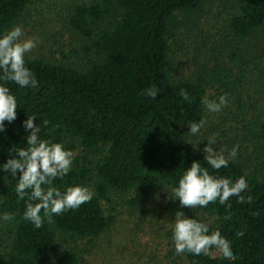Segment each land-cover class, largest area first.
<instances>
[{
    "label": "trees",
    "instance_id": "16d2710c",
    "mask_svg": "<svg viewBox=\"0 0 264 264\" xmlns=\"http://www.w3.org/2000/svg\"><path fill=\"white\" fill-rule=\"evenodd\" d=\"M31 1L0 0V32L10 30ZM203 1L92 0L75 6L67 20L81 41L72 55H81L82 64L25 57L38 85H7L18 108L16 119L5 122L0 134V163L9 158L10 148L25 146L22 121L34 115L41 138L96 157L74 159L72 170L54 185L61 191L85 185L94 196L34 229L23 219L25 200L17 199L16 181L0 172V214L14 216L0 221L7 241L0 240V264H79L78 249L70 243L95 239L110 227L112 219L100 205L107 194L170 190L191 162L203 166L204 153L184 137L180 125L202 118L201 98L212 91L213 98L226 94L236 105L239 128L245 131L236 159L215 174L245 179L251 199L244 205L233 199L230 206L217 203L196 210L214 219L209 231L219 230L230 243L237 256L233 264H264V115L234 89L257 83L264 100V0H233L224 38L210 53L213 64L192 77L170 78L174 19L196 11ZM153 85L160 89L156 99L142 94ZM181 89L190 102L183 100ZM57 244L63 250L55 254ZM182 255L186 264H224L219 254Z\"/></svg>",
    "mask_w": 264,
    "mask_h": 264
},
{
    "label": "rangeland",
    "instance_id": "374dc122",
    "mask_svg": "<svg viewBox=\"0 0 264 264\" xmlns=\"http://www.w3.org/2000/svg\"><path fill=\"white\" fill-rule=\"evenodd\" d=\"M89 1L92 0H32L12 26H20L26 37L39 38V44L26 58L53 61L67 59L75 65L82 64L81 55H72L79 49L81 41L67 20L75 6ZM232 2L233 0H204L196 11L176 16L169 40L167 71L170 78L192 77L200 67L205 69L213 64L210 53L214 44L224 38V22ZM258 86L253 83L246 84L243 88L235 86L234 89H239L240 97L247 105H255L260 115H264L262 94L256 92ZM213 95L214 91L209 93L208 98L216 99ZM238 111L232 102H228L219 113L203 111L201 119L206 123L198 136H190L187 125H180V128L184 137L201 151L206 140L215 137L213 147L227 156L234 145L242 146L239 137L245 131L239 128L241 117ZM73 152L74 159L96 158L93 154L84 155L79 147ZM169 191L164 188L149 193L107 194L106 200H101L100 205L105 216L112 219L110 227L95 239H75L70 243L78 249L79 264H186L183 255L176 254L170 240V222L175 213L183 212L189 218L194 216L207 223L209 228H212L214 219L196 208L181 207L178 199L174 200ZM2 230L0 224V240L6 241ZM62 250V245L57 244L55 254ZM217 254L213 251L210 255Z\"/></svg>",
    "mask_w": 264,
    "mask_h": 264
},
{
    "label": "clouds",
    "instance_id": "9594fccd",
    "mask_svg": "<svg viewBox=\"0 0 264 264\" xmlns=\"http://www.w3.org/2000/svg\"><path fill=\"white\" fill-rule=\"evenodd\" d=\"M39 42V38L26 37L20 26L0 32V134L5 131V122L11 123L16 119L18 108L16 97L7 85L11 83L20 89L38 85L33 71L26 65L25 57ZM158 92L160 89L153 85L145 88L142 94L156 99ZM180 95L190 102L187 91L181 89ZM200 102L205 111L215 114L228 104V97L226 94L216 99L202 97ZM205 123L204 119L187 123V133L198 136ZM22 127L27 132L24 136L25 146L9 149V158L0 163V172L16 181L14 191L17 199L25 200L23 219L30 222L34 229H40L45 221L52 222L54 216L87 204L93 199L94 192L81 184L65 186L63 191L55 186L54 181H62L72 170L74 152L62 142L41 138V126L36 123L34 115H27ZM215 143V137L206 140L202 149L203 166L201 161L191 162L168 192L174 200L178 199L181 207L206 208L209 204L217 203L230 206L233 199L237 205H244L251 199L246 195L248 184L245 179L233 181L215 174L236 159L239 145H234L226 157L213 147ZM209 169L214 172L210 173ZM12 219L14 216L11 213L0 214V221ZM225 219L230 217L226 216ZM170 232L172 246L178 255L209 256L215 251L224 264H233L237 259L220 231L210 232L208 224L194 216L189 218L183 212H176L170 222Z\"/></svg>",
    "mask_w": 264,
    "mask_h": 264
}]
</instances>
